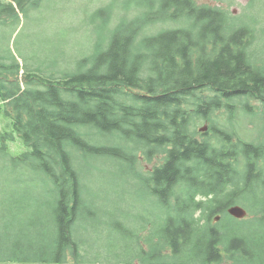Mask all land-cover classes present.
Returning a JSON list of instances; mask_svg holds the SVG:
<instances>
[{"label":"trees","instance_id":"16d2710c","mask_svg":"<svg viewBox=\"0 0 264 264\" xmlns=\"http://www.w3.org/2000/svg\"><path fill=\"white\" fill-rule=\"evenodd\" d=\"M33 1L0 0V25ZM212 1L113 0L93 12L104 26L94 51L70 68L0 55V264H264V143L232 122L264 107L258 19ZM115 11L125 13L110 27ZM139 152L164 163L139 169L153 203L129 221L117 190L101 209L87 176L105 160L136 174ZM237 204L247 218L228 214ZM85 229H104L106 254Z\"/></svg>","mask_w":264,"mask_h":264},{"label":"rangeland","instance_id":"374dc122","mask_svg":"<svg viewBox=\"0 0 264 264\" xmlns=\"http://www.w3.org/2000/svg\"><path fill=\"white\" fill-rule=\"evenodd\" d=\"M112 1L34 0L31 3H36V8L33 6L28 15H21L19 23H13L9 26L0 25V55H4L3 53L6 49H10L22 65L37 67L47 60V63L55 68L58 64L70 68L73 64L68 66L67 60L75 61L78 55L82 57L94 51L95 45L101 39L99 31L103 33L104 26L101 21L93 18V12L106 7ZM198 3L200 5H215L212 0H198ZM251 5V0H234L229 10L235 17H243L247 22L253 21L254 18L258 19L254 26L258 30L257 48L250 50L256 53L264 64V0H255V5ZM123 13L125 12L115 11L110 27L115 25L118 17ZM134 13V10L128 12L130 15ZM54 70L51 69V71ZM251 104L253 105L254 113L248 114L247 111L239 109L235 119L232 121L234 129L243 140L256 144L264 143V107L257 102ZM204 127L203 125L197 126L199 135H201ZM228 128L232 129L230 125H228ZM107 140L108 138H105L103 141L107 142ZM109 142L115 145L117 140L110 139ZM142 155L143 153L139 152L136 174L134 171L128 172L126 165L120 162L117 163V161L102 160V163H106V165L101 164L99 161H93V169L95 164L101 165H97L99 171L94 169V174L92 172L89 173L87 186L88 191L90 193L93 192L97 196L95 200L101 205V209L114 208L109 200L103 198V194L106 190L112 192L111 190L115 188L117 191L113 190L116 192V194L113 193V196L118 195V204L121 210L132 214V218L129 221H133L136 218L134 212L146 210L145 208L150 210V202L153 203V199H150L148 195L140 194L138 184L139 187L142 185L136 175L142 174L139 169H143L145 172L163 164L164 157L163 154H159L154 160L147 161ZM118 167H120L119 170ZM104 169L115 173L124 169L125 173H130L131 176L127 174L112 182L114 180L106 172H103L102 176L97 175ZM95 175H97V178ZM119 218L124 220L121 217ZM103 232L104 229H85L83 233L87 247H92L91 243L96 240V248L92 247L93 253L96 251H101L100 254L107 253L104 248L107 234L104 236ZM66 261L64 264H78L76 260L71 258Z\"/></svg>","mask_w":264,"mask_h":264},{"label":"water","instance_id":"95a60500","mask_svg":"<svg viewBox=\"0 0 264 264\" xmlns=\"http://www.w3.org/2000/svg\"><path fill=\"white\" fill-rule=\"evenodd\" d=\"M207 130H208V126H205L202 132H206ZM228 214L237 220H243L247 217L248 212L244 207L240 205H234L228 209ZM220 220H221V216H218L216 217L215 222H218Z\"/></svg>","mask_w":264,"mask_h":264}]
</instances>
